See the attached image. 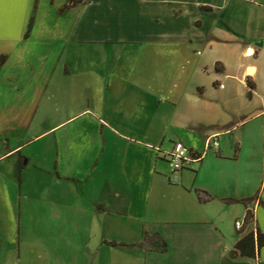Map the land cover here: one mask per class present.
<instances>
[{
  "label": "crops",
  "instance_id": "obj_1",
  "mask_svg": "<svg viewBox=\"0 0 264 264\" xmlns=\"http://www.w3.org/2000/svg\"><path fill=\"white\" fill-rule=\"evenodd\" d=\"M34 40L33 106L49 109L48 132L66 134L84 116L81 131L97 136L74 194L87 202L78 208L92 222L87 238L99 236L97 264H264V247L253 257L237 250L252 230L264 233V121L251 147L236 138L228 153L222 140L264 118V98L225 120L218 106L221 97L232 107L237 90L251 102L264 94V0H0V67L23 61ZM6 85L0 79V91ZM35 126L34 113L17 137L0 120L1 257L13 229L10 249L27 255L35 227ZM218 133L220 150L207 151ZM177 141L202 155L181 172L157 152ZM198 190L213 199L201 202ZM253 197L249 206L223 201ZM250 209L254 220L237 229Z\"/></svg>",
  "mask_w": 264,
  "mask_h": 264
},
{
  "label": "rangeland",
  "instance_id": "obj_2",
  "mask_svg": "<svg viewBox=\"0 0 264 264\" xmlns=\"http://www.w3.org/2000/svg\"><path fill=\"white\" fill-rule=\"evenodd\" d=\"M33 21V23H32ZM31 32L35 29V6L32 16ZM27 32V33H28ZM33 52L22 59L15 57L12 63L6 67H0V79L7 85L0 91V120L6 123V127L14 136L23 137L24 130L18 127L21 121L29 120L35 113V227L29 230L30 242L25 244V256L20 258L18 252H13L12 246L16 240L18 230L13 229L9 235V252L2 258L1 264H97L95 249L99 245V236L94 232V239L90 240L91 219L86 214L80 213L78 208L86 205V199L82 195H74L80 192V177L87 174V155L92 150L97 136L91 130L81 131L80 125L86 121V117L78 116L73 119V124L68 128V133L48 132V121L51 119L49 109L36 113L35 103V40ZM94 51V50H93ZM88 54V61L95 60V52ZM0 46V58L2 55ZM111 56H115L112 54ZM242 90H237L236 100L229 107L218 97L220 117L225 120L237 111H256V107L262 104L264 94L255 101L241 98ZM220 96L222 93L217 92ZM264 110V108H263ZM8 113L15 119L9 121ZM263 112L255 113L254 117ZM11 119V118H10ZM264 118L252 121L248 126L241 128L233 134H226L222 140L225 142L226 151H232V145L236 138H240L251 147L255 142H261L262 125ZM10 122L9 124H7ZM223 130V129H222ZM87 144L91 148L87 147ZM95 148V147H94ZM31 151V150H30ZM253 153H255L253 151ZM247 158V157H246ZM257 170L253 176L260 173L259 164L261 154L255 153ZM248 160V158H247ZM57 178H68L67 182L55 186ZM89 189L94 193L97 189L96 182L91 178ZM89 190V191H90ZM94 190V192H93ZM67 193L70 196L67 197ZM73 205V206H72ZM71 207V208H70ZM18 240V239H17ZM12 244V245H11ZM23 248V249H24ZM7 249V250H8ZM19 258L21 260H19Z\"/></svg>",
  "mask_w": 264,
  "mask_h": 264
},
{
  "label": "trees",
  "instance_id": "obj_3",
  "mask_svg": "<svg viewBox=\"0 0 264 264\" xmlns=\"http://www.w3.org/2000/svg\"><path fill=\"white\" fill-rule=\"evenodd\" d=\"M73 5L81 4L85 2L86 0H71ZM70 6H65L62 8L61 12L64 13L66 10H68ZM33 23V21H32ZM32 23L30 24V29L32 27ZM250 91L248 93V97L252 98V90L255 89V85L249 82ZM208 193L206 191L198 190V196L201 202H210L213 197L211 195H207ZM256 197L243 199V200H234V199H224L223 201L226 203H243L246 206H249ZM254 220V214L250 210H248L246 219H245V227L249 225ZM111 246H127L125 244L117 243V242H110ZM164 244H166L164 242ZM264 247V233L258 229V230H252L247 235H245L237 244V250L239 253L243 256H249L253 257L256 256L261 249Z\"/></svg>",
  "mask_w": 264,
  "mask_h": 264
},
{
  "label": "built area",
  "instance_id": "obj_4",
  "mask_svg": "<svg viewBox=\"0 0 264 264\" xmlns=\"http://www.w3.org/2000/svg\"><path fill=\"white\" fill-rule=\"evenodd\" d=\"M220 137L221 134L218 133L207 139V151L218 152L220 150ZM157 152L160 157L167 160L173 172L189 169L202 158V155H198L191 147L181 141L175 142L170 150H163L161 147H157ZM236 227L242 230L245 227V222L237 221Z\"/></svg>",
  "mask_w": 264,
  "mask_h": 264
}]
</instances>
